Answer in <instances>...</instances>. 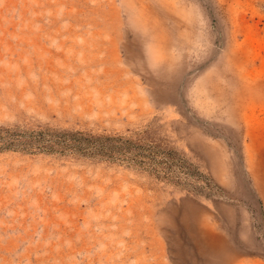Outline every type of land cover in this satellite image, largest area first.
Masks as SVG:
<instances>
[{"label":"rangeland","instance_id":"374dc122","mask_svg":"<svg viewBox=\"0 0 264 264\" xmlns=\"http://www.w3.org/2000/svg\"><path fill=\"white\" fill-rule=\"evenodd\" d=\"M0 264H264V0H0Z\"/></svg>","mask_w":264,"mask_h":264}]
</instances>
